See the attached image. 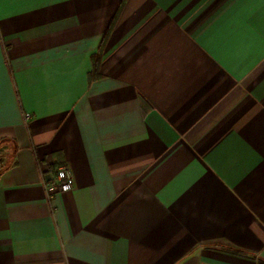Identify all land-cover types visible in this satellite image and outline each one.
Here are the masks:
<instances>
[{
    "label": "crops",
    "instance_id": "0c3cea01",
    "mask_svg": "<svg viewBox=\"0 0 264 264\" xmlns=\"http://www.w3.org/2000/svg\"><path fill=\"white\" fill-rule=\"evenodd\" d=\"M3 140L0 264H264V0H0Z\"/></svg>",
    "mask_w": 264,
    "mask_h": 264
},
{
    "label": "built area",
    "instance_id": "2783aa9c",
    "mask_svg": "<svg viewBox=\"0 0 264 264\" xmlns=\"http://www.w3.org/2000/svg\"><path fill=\"white\" fill-rule=\"evenodd\" d=\"M27 119H29V115H27ZM43 178L49 191H71L73 189V174L67 166L56 170L48 169L43 173Z\"/></svg>",
    "mask_w": 264,
    "mask_h": 264
},
{
    "label": "trees",
    "instance_id": "16d2710c",
    "mask_svg": "<svg viewBox=\"0 0 264 264\" xmlns=\"http://www.w3.org/2000/svg\"><path fill=\"white\" fill-rule=\"evenodd\" d=\"M95 61H96V59H95ZM99 61V60H98ZM7 140H3L0 144L2 145L4 142H6ZM0 163H3L2 162V159H0ZM3 166H1L0 165V170H2L3 168H2ZM54 169V168H53ZM58 169V168H57ZM54 170H56V169H54Z\"/></svg>",
    "mask_w": 264,
    "mask_h": 264
}]
</instances>
